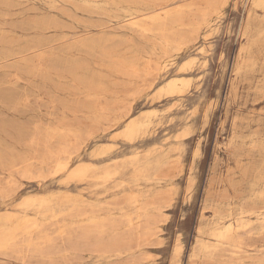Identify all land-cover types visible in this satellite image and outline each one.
<instances>
[{"label":"rangeland","instance_id":"374dc122","mask_svg":"<svg viewBox=\"0 0 264 264\" xmlns=\"http://www.w3.org/2000/svg\"><path fill=\"white\" fill-rule=\"evenodd\" d=\"M9 1L12 6L8 8L0 4V11L7 13L0 17V28L6 34L26 46L36 38L44 39L42 48L59 53L62 63L65 58L69 63L86 61L89 68L86 75L98 74L109 84L114 83L116 93L124 99L116 106L117 114L124 113L131 100L129 116L150 112V122L140 136L127 141L121 132L129 116L112 126L108 116L100 117L89 112L98 105L94 99L85 98L84 93L72 88V76L62 73L63 64L49 72L47 78H42L37 71L51 64V59H38L33 49L22 55L7 56L0 46V185L10 199L7 209L21 212L23 207L18 202L25 196L58 187L60 175L49 173L42 180L27 177L21 172L24 164L11 160V157H23L32 171L38 168V156L45 149L42 143L35 144L34 141L42 142L45 131L63 133L67 128H79L82 138H86L81 144L83 154L80 158L98 168L113 169L117 164L119 175L116 182L130 178L132 166L129 161L134 151L141 156L165 153L176 166L177 192L166 200L158 216L161 237L155 238L154 235L150 244L143 245L141 251L149 257L141 264H172L176 245L180 247L178 264H189L196 227L200 219L209 218L212 213L210 198L233 194V184L247 189L259 177L264 178V148L251 146L255 141H264L262 9L252 7L251 0H227L211 16L210 26L202 29L193 44L160 73L153 85L131 98L129 95L133 90L143 88L150 81L132 85L130 81L133 79L129 75L112 71V60L96 53L85 56L83 50H75L66 57L62 56L74 38L100 35L98 24L107 21L105 16L59 0ZM40 19L54 20L59 27L36 30L31 23ZM107 31L106 36L111 40L103 43L106 49L121 46L130 38L141 48L148 49L142 40L144 36L126 27L110 22ZM197 48L203 49L197 52ZM185 63H188L187 69L178 71ZM239 65L242 68L238 70ZM15 67L20 68V78L14 75ZM172 76H186L188 80L180 93L169 94L163 88L165 81ZM104 101L100 98L101 104ZM94 131L95 136L87 138L88 133ZM67 139L74 143L72 136ZM67 139L55 136L48 144L60 147ZM231 141L233 146H229ZM102 143L110 147L103 157L96 152L105 146ZM102 158L105 160L101 161ZM76 160L73 158L71 163ZM48 163L49 172L53 165L51 161ZM94 181L91 183L100 182ZM86 183V197L106 200L112 197V188L105 192L100 185L89 187ZM69 186L74 187L73 183ZM1 201L0 197V213L5 209ZM68 260L66 256L21 259L0 255V264H68ZM86 262L93 264L95 259ZM99 264L108 263L101 261Z\"/></svg>","mask_w":264,"mask_h":264},{"label":"bare ground","instance_id":"6f19581e","mask_svg":"<svg viewBox=\"0 0 264 264\" xmlns=\"http://www.w3.org/2000/svg\"><path fill=\"white\" fill-rule=\"evenodd\" d=\"M59 1L86 11L91 10L107 19L104 24H98L100 35L74 38L63 50L62 56L66 57L75 50H83L85 56L96 53L99 57L112 60L110 65L112 71L129 75L133 79L130 81L132 85L150 81L143 88L133 90L129 95L131 98L152 86L160 73L165 71L182 51L193 44L202 29L210 26L211 16L227 2V0ZM250 2L252 7H259L264 12V0ZM11 3L9 0H0V4L6 8L12 6ZM6 15V11H0V17ZM110 22L144 36L142 40L147 43L148 49L135 44L132 38L121 46L104 48L103 43L111 40V37L106 36ZM31 25L36 30L59 27L57 22L51 19L32 21ZM13 40L15 39L11 35L0 28V46H3L1 50L5 51L7 56L22 55L25 51L33 49L35 53L37 52L38 59H51V64L43 65L44 67L37 71L41 73L42 78H47L49 72L63 64L62 73L67 72L72 76H69L72 78V88L84 93L85 98L94 99L98 105L96 110L92 108L89 112L100 117L108 116L112 126L130 115L131 100L129 106L124 108L125 112L117 114L116 106L124 99L116 93L114 83L109 84L98 74L94 76V73L88 77L86 74L89 68L86 61L77 60L69 63L65 58L62 63L59 53L42 48L44 43L42 38L32 40L28 46L22 45L20 40L15 42ZM202 49L196 50L198 52ZM187 66L188 63H185L178 71H185ZM237 68L241 69L242 65ZM19 70V67L14 68V75L18 78ZM185 78L186 76H172L165 81L163 88L169 94L180 93L188 82ZM109 89L111 90L108 92ZM93 90L100 92L94 93ZM100 98L105 100L104 103H100ZM107 103L109 105L106 106ZM149 115L150 112H140L138 115L129 116L121 132L124 139L131 142L140 136L150 122ZM55 136L64 140L72 136L74 143H69L67 139L62 146L51 147L48 141ZM93 136L95 131L88 133L87 138ZM41 137H44L42 142L38 139L34 141L35 144L42 143L45 149V152L38 156L40 158L38 168L32 171L23 157H11V160H18L24 164L21 172L27 177L42 180L49 173L60 175L57 180L58 187L53 191L41 189V192L25 196L18 202L23 210L17 212L7 209L10 199L0 185L1 202L5 207L0 213V255L21 259L36 257L52 259L66 256L69 257L68 264H87L86 261L91 258L95 259L93 264H99L101 261L108 264H141L142 260L149 257L141 249L143 245H148L154 240L152 238L154 235L155 238L161 237L162 229L157 223L158 216L162 213L166 200L177 192L174 172L176 166L173 161L165 153L160 156L150 154L141 156L139 152L134 151L129 161V165L132 166L130 178L116 182L119 175L117 164H114L113 169L98 168L94 163L80 158L83 154L81 144L86 138H82L79 128H67L63 133L45 131ZM102 144L105 146L99 147L96 152L103 157L110 147L106 146V143ZM229 146H233L232 141L229 142ZM251 146L263 149L264 141L261 143L255 141ZM73 158L77 160L71 163ZM104 160L105 158L101 159ZM49 161L53 166L52 171L48 172ZM100 169L101 172H96ZM92 180L100 182L91 183ZM69 183H73L74 187L70 188ZM85 183L89 187L92 184L100 185L105 192L112 188V197L109 200L86 197ZM232 191L233 194L210 198L212 213L209 218L200 219L196 227L195 245L188 257L191 264H264V178L259 177V180L247 189L240 184H233ZM179 253L180 247L176 245L172 264L179 263Z\"/></svg>","mask_w":264,"mask_h":264}]
</instances>
